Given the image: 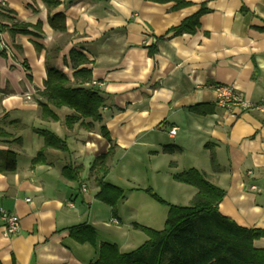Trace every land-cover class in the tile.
I'll return each instance as SVG.
<instances>
[{"label":"crops","instance_id":"1","mask_svg":"<svg viewBox=\"0 0 264 264\" xmlns=\"http://www.w3.org/2000/svg\"><path fill=\"white\" fill-rule=\"evenodd\" d=\"M57 1L52 9L42 0H5L0 6V131L8 135H0V151L16 156L15 171L0 172V209L20 221L19 231L5 237L0 220V264H95L101 243L132 251L147 239L133 224L158 220L153 206L146 211L132 205L130 211L141 209L147 223L133 215L123 222L126 195L116 215L95 198L99 187L91 164L109 149L100 124L89 131L78 124L67 127L64 119L72 113L67 108L54 109L56 122L42 119L38 101H43L46 57L73 81L72 50L89 61L80 68L90 70L105 99L102 125L115 145L106 182L117 186L129 180L126 171H117L129 154L136 164L147 162V188L157 191L155 180L164 187L175 182L173 175L193 168L224 191L218 205L223 216L264 232V114L215 104L216 85L234 87L252 106L264 104V0H179L188 3L179 8L175 1ZM201 8L206 12L193 34H167ZM56 14L64 16L65 32L49 25ZM15 24L26 25L27 33L13 31ZM194 105L212 112L195 114L188 110ZM34 129L64 139L67 152L47 149L45 162L32 166L43 148ZM165 145L181 152L163 153ZM68 164L81 168L79 183L61 174ZM189 187L192 199L197 191ZM130 189L146 188H129L134 194L142 191ZM79 225L96 230L95 247L70 236ZM253 244L264 249V236Z\"/></svg>","mask_w":264,"mask_h":264},{"label":"trees","instance_id":"2","mask_svg":"<svg viewBox=\"0 0 264 264\" xmlns=\"http://www.w3.org/2000/svg\"><path fill=\"white\" fill-rule=\"evenodd\" d=\"M48 9L59 5L57 0H42ZM156 3L175 1L177 8L188 3L179 0H148ZM206 12L201 8L193 16L183 20L167 34L175 35L193 34L198 27V19ZM49 25L59 32H65V21L62 14H56L48 19ZM15 32L27 33L23 28L26 25L15 24ZM40 26V25H39ZM59 49L53 50L57 54ZM153 46L149 48V55H154ZM1 55L4 56L3 52ZM55 56V55H54ZM46 80L44 89L39 95L43 101H38L41 109V117L44 120L58 121L59 116L55 110L67 108L72 111L64 119L67 127L78 124L89 131L96 124H100V134L109 144L107 153L96 157L90 170L95 174V182L99 187L96 199L110 206L112 214L116 215V207L125 199V192L120 187L105 181L109 173L108 160L113 156L115 145L111 140L105 126L100 109L104 106L105 99L100 92L90 83L91 72L80 66L87 65L89 61L77 51H70L69 59L74 70L73 81L62 71L55 68L46 57ZM53 58V57H52ZM89 84L90 86H85ZM55 109V110H54ZM195 114H209L212 110H206L203 105H194L188 108ZM43 140V148L31 160L35 166L45 162V151L54 149L67 152L66 141L48 130L34 129ZM0 135H8L0 131ZM209 145H206L208 147ZM162 152L173 154L181 152V148L175 145H165ZM210 163L216 169L217 163L211 152ZM16 168V156L10 151H0V172L11 173ZM80 167L65 165L61 174L70 181H80ZM173 180L196 189V194L188 206H173L163 201L151 188L144 190L130 189V191H142L160 204L168 206V213L162 230H154L146 226L133 224V227L143 232L147 239L136 249L121 253L115 244L101 243L98 247V260L95 264H264V249H257L253 242L264 236V232L257 229H247L238 226L231 219L223 216L218 205L225 193L222 189L213 185L203 172L196 169H188L173 175ZM70 236L80 244L88 243L96 246V230L89 225H79L69 230Z\"/></svg>","mask_w":264,"mask_h":264},{"label":"rangeland","instance_id":"3","mask_svg":"<svg viewBox=\"0 0 264 264\" xmlns=\"http://www.w3.org/2000/svg\"><path fill=\"white\" fill-rule=\"evenodd\" d=\"M119 165L120 167H117V171H126L127 178L129 180H120L117 181V186H119L121 189L124 190L125 195L127 196L128 200L125 202L122 206V218L123 222H127L128 218L133 215V220H138L141 222L147 223L145 221L144 214L141 213V209L137 210V213H133L130 211V207L132 205L136 206H142L146 211L149 208V206H153L152 213L156 218L158 219L157 222H152L151 225H144L146 227H149L154 230H162L164 228V223L166 220V216L168 213V206L164 204H160L150 198L147 194L144 192H135L134 194H130L132 192H129L128 189L131 187L136 188H147L150 186L151 183H149L148 179V165L146 161L141 162L140 164H136L133 162L132 155L125 156ZM137 170V173L135 172ZM140 171H143V174H140ZM155 182V183H154ZM153 184L157 186V190L152 189L163 201H165L167 204L173 205V206H188L191 202V199L188 197V189L189 186H184L182 184H175V182H172L173 184H166V186H162L161 181L155 180ZM174 185H180L178 187ZM192 198V197H191ZM141 210V211H140ZM163 215H165L163 217ZM136 216V217H135ZM143 238H146V235L143 233ZM143 242V241H142ZM141 244V243H140ZM140 246V245H138ZM131 251V249H130Z\"/></svg>","mask_w":264,"mask_h":264},{"label":"built area","instance_id":"4","mask_svg":"<svg viewBox=\"0 0 264 264\" xmlns=\"http://www.w3.org/2000/svg\"><path fill=\"white\" fill-rule=\"evenodd\" d=\"M4 5L5 0H0V6L4 7ZM96 84V82H92L93 86H95ZM215 92L217 95L215 104L222 109L239 107L242 110L255 109L264 114V104L260 106L250 105L244 100L241 93L232 86L216 85ZM175 131L176 129L172 128L170 130V134L174 135ZM83 191H85V187L83 188ZM69 206L72 207V205ZM0 220L3 224V234L5 237L14 235L19 231L20 221L15 214L5 211L4 209H0ZM111 222L115 225L118 224V221L115 219H112Z\"/></svg>","mask_w":264,"mask_h":264},{"label":"water","instance_id":"5","mask_svg":"<svg viewBox=\"0 0 264 264\" xmlns=\"http://www.w3.org/2000/svg\"><path fill=\"white\" fill-rule=\"evenodd\" d=\"M0 49H1V46H0Z\"/></svg>","mask_w":264,"mask_h":264}]
</instances>
